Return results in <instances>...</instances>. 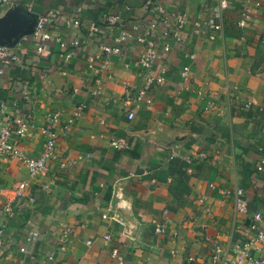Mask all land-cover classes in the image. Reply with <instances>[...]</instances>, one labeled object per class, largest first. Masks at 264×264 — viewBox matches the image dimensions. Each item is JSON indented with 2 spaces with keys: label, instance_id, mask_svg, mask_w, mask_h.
<instances>
[{
  "label": "crops",
  "instance_id": "1",
  "mask_svg": "<svg viewBox=\"0 0 264 264\" xmlns=\"http://www.w3.org/2000/svg\"><path fill=\"white\" fill-rule=\"evenodd\" d=\"M147 1L0 3V44L30 61L28 66H5L0 60V132L16 117L42 125L45 114L57 111L63 122L77 105L86 104L68 134L59 137L43 172L30 175L17 158L0 161L4 195L12 197L13 189L25 182L35 198L15 203L17 215L7 223L2 264H110L114 245L126 253V264H214L215 242L234 249L263 226L264 170L258 166L264 149V0H230L228 9L220 0H155L185 12L191 21L220 22L223 31L211 39L195 34L190 25L185 42L172 40L169 51L158 38L151 72L159 75L165 69V81L137 101L145 82L139 62L143 44L131 39L123 54L107 58L111 77L101 70L102 60L89 67L87 57L101 52L100 45L112 42L121 29L134 32L138 19L151 18ZM79 7L81 25L48 27L51 39L37 55L39 40L32 33L39 18L52 8L69 18ZM245 7L251 16L241 27ZM107 15L118 16L117 22L111 24ZM93 24L99 26L95 33ZM59 35L64 41H83L71 48L69 59L63 57L67 49L56 39ZM183 65L190 66V88L181 77ZM98 79L102 92L96 96L92 89L99 86ZM117 139L127 146L113 145ZM44 140L37 130L21 144L37 156ZM211 183L243 188L248 211H237L235 196L223 195ZM203 195L210 213L199 201ZM2 209L0 202V224ZM256 212L263 220H255ZM153 219L166 223L167 232H155ZM31 229L39 235L30 242L26 235ZM256 246L250 252L259 255Z\"/></svg>",
  "mask_w": 264,
  "mask_h": 264
},
{
  "label": "built area",
  "instance_id": "2",
  "mask_svg": "<svg viewBox=\"0 0 264 264\" xmlns=\"http://www.w3.org/2000/svg\"><path fill=\"white\" fill-rule=\"evenodd\" d=\"M9 0H0V3H8ZM220 5L223 9H228L230 6V0H220ZM147 10L152 13V17L145 19H138L134 24L135 31L121 29L117 35L113 37L112 42L103 43L100 45L101 52L88 55L89 67H93L94 63L98 60H102L101 70L111 77L108 73V61L107 58L110 55H121L125 50V45L131 39H135L137 42L144 45V49L139 57V62L142 65L145 73V82L140 88L137 101L147 97L148 91L156 84L165 81V69L161 71L159 75H155L151 72L152 66L158 56V38L163 40L162 48L165 51L171 49V41L176 40L185 42L186 35L185 30L187 27L192 25L195 34H208L209 38L216 39L220 36L223 31V24L220 22H208L205 23L201 19H195L191 21L185 12L178 10H172L165 7L160 1L149 0L146 5ZM82 8H78V14L72 17H66L63 15L61 9L52 8L39 18L36 23L35 29L32 35L39 40L36 47V54L39 55L43 52L46 43L51 39V34L48 31V27L51 25L66 22L69 26H80L82 23L81 17ZM251 16V9L245 7L242 11L241 17L238 21V25L244 27L247 20ZM106 20L111 24L117 22L118 16L107 15ZM99 30V26L93 24L90 27L91 33H95ZM56 39L60 41L67 49L63 53V57L69 59L71 54V48L79 46L83 43L81 38H74L70 41H64L61 35L57 36ZM26 40V39H25ZM192 57L193 54H190ZM0 60L3 65L8 66L11 64H18L22 66H28L29 60L18 53L12 46L6 44H0ZM2 73L3 70L0 69ZM181 77L185 83L186 88L191 87V71L190 66L183 65L181 69ZM99 86L92 89L93 94L96 96L101 94L102 80L98 79ZM199 95H204L200 89H193ZM149 102H152L151 98H147ZM251 102L245 103V107H249ZM86 109V104L82 103L75 107L73 113L67 118V120L60 121V112L54 111L45 114V123L38 125L29 117H16L11 122L5 123L0 132V161L6 158H17L23 163L30 175L36 176L39 173L46 170L51 161L55 150L57 148V141L61 135H67L70 127L78 120ZM129 118L135 116V112L131 110ZM45 137L44 146L41 153L37 156L31 155L21 144V140L32 136L37 131ZM14 134L18 135V138L13 137ZM112 144L124 148L127 146L123 139L113 140ZM259 170H264V149L260 158ZM211 188L222 193L225 196L233 194L236 200V209L240 212L248 211V204L245 198L244 189L238 187L234 190L222 189L215 183L210 184ZM27 184L21 183L13 189V196L10 197L8 194L4 195L3 189H0V202L2 203L4 217L0 224V255L4 252L7 245L6 227L8 221L17 215L15 210V203L19 202L22 198L26 197L29 201L33 202L35 198L26 190ZM206 195L199 197V201L204 205L206 212L210 213V206L206 204ZM255 220H263L261 212L255 213ZM154 230L158 233H166L168 225L164 222H160L157 219H153ZM70 229L65 230L63 241L68 239ZM39 233L37 229H31L26 235L27 241H33L38 237ZM107 242L111 241V235L106 234L104 236ZM257 244V248L261 254L255 255L250 252L253 245ZM26 246H21L22 251H26ZM112 262L110 264H126V253L117 245L111 246L110 254ZM211 259L214 264H264V223L259 229L257 235L250 241L236 246L234 249L224 248L219 243L215 242L212 246ZM0 264L1 257H0ZM73 264V263H65Z\"/></svg>",
  "mask_w": 264,
  "mask_h": 264
},
{
  "label": "trees",
  "instance_id": "3",
  "mask_svg": "<svg viewBox=\"0 0 264 264\" xmlns=\"http://www.w3.org/2000/svg\"><path fill=\"white\" fill-rule=\"evenodd\" d=\"M179 189L181 190L182 189V191H184V192H186V191H188V187H187V185H179Z\"/></svg>",
  "mask_w": 264,
  "mask_h": 264
}]
</instances>
